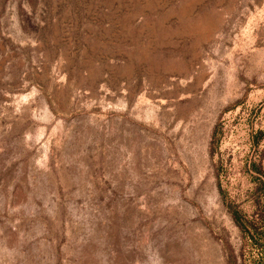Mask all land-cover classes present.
Listing matches in <instances>:
<instances>
[{"label": "rangeland", "instance_id": "obj_1", "mask_svg": "<svg viewBox=\"0 0 264 264\" xmlns=\"http://www.w3.org/2000/svg\"><path fill=\"white\" fill-rule=\"evenodd\" d=\"M263 173L264 0H0V264H260Z\"/></svg>", "mask_w": 264, "mask_h": 264}, {"label": "trees", "instance_id": "obj_2", "mask_svg": "<svg viewBox=\"0 0 264 264\" xmlns=\"http://www.w3.org/2000/svg\"><path fill=\"white\" fill-rule=\"evenodd\" d=\"M255 183L250 212L243 211L232 202L225 205L241 235L255 247L257 261L264 264V178L258 176ZM226 264H235L230 252L226 253Z\"/></svg>", "mask_w": 264, "mask_h": 264}]
</instances>
